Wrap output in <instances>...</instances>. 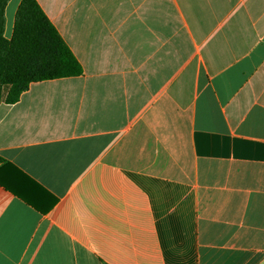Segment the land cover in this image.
Returning <instances> with one entry per match:
<instances>
[{"label":"crops","instance_id":"crops-1","mask_svg":"<svg viewBox=\"0 0 264 264\" xmlns=\"http://www.w3.org/2000/svg\"><path fill=\"white\" fill-rule=\"evenodd\" d=\"M36 2L83 73L0 104V264H264V0Z\"/></svg>","mask_w":264,"mask_h":264},{"label":"trees","instance_id":"trees-1","mask_svg":"<svg viewBox=\"0 0 264 264\" xmlns=\"http://www.w3.org/2000/svg\"><path fill=\"white\" fill-rule=\"evenodd\" d=\"M8 2L0 0V104L17 103L33 83L81 76V65L36 0L20 1L14 15L11 37H4V13ZM16 174L28 179L21 172L17 171ZM0 185L25 203L33 205L20 193L17 183L0 177Z\"/></svg>","mask_w":264,"mask_h":264}]
</instances>
